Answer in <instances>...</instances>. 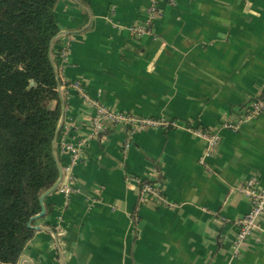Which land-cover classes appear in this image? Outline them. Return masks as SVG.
<instances>
[{"label": "crops", "instance_id": "0c3cea01", "mask_svg": "<svg viewBox=\"0 0 264 264\" xmlns=\"http://www.w3.org/2000/svg\"><path fill=\"white\" fill-rule=\"evenodd\" d=\"M148 5L58 1L53 47L66 100L58 145L85 141V153L73 192L49 196L44 228L17 264H264V224L234 248V221L251 209L240 186L256 177L264 187V112L238 130L224 126L264 96V0L163 2L155 34L135 35ZM83 93L168 124L131 133L106 119L96 131ZM200 129L222 137L205 165ZM157 178L167 203H141L142 182Z\"/></svg>", "mask_w": 264, "mask_h": 264}, {"label": "trees", "instance_id": "16d2710c", "mask_svg": "<svg viewBox=\"0 0 264 264\" xmlns=\"http://www.w3.org/2000/svg\"><path fill=\"white\" fill-rule=\"evenodd\" d=\"M58 1L0 0V263L3 264L19 262L37 232L34 226L40 219L34 220L32 226L29 222L42 210L40 198L60 175L53 140L63 108L50 56L51 41L59 33L55 17ZM52 57L55 61L54 47ZM31 80L35 85L31 86ZM60 82L63 85L62 79ZM58 156L63 165L59 152ZM49 196L45 199L47 214Z\"/></svg>", "mask_w": 264, "mask_h": 264}, {"label": "built area", "instance_id": "2783aa9c", "mask_svg": "<svg viewBox=\"0 0 264 264\" xmlns=\"http://www.w3.org/2000/svg\"><path fill=\"white\" fill-rule=\"evenodd\" d=\"M163 2L169 5L175 6L177 0H149V5L146 9L147 18L142 22H137L131 26V30L138 36L154 35L155 25L154 20L157 16L163 12ZM67 50H63L61 56H65ZM76 86L80 88V85L76 83ZM101 92V91H100ZM84 94V93H83ZM86 99L94 106L95 113L93 117L94 129L96 131H105L104 120L109 119L115 124H122L130 129L131 133L144 130L146 128H156L161 126H167V122L152 117H138L132 113H124L114 111L105 106L99 98L90 97L84 94ZM264 112V96L252 100L246 107L244 113L236 118H229L226 120L224 126L231 130H238L242 125L250 120L259 117ZM201 135L208 141V149L204 155L200 157V164H206V156L211 154L213 150L220 145L222 137L218 132L204 131L200 129ZM59 142V140H58ZM85 141L74 144L67 141L66 137L58 145V152L60 155L68 154L70 161H66L62 165L63 179L58 187V190L70 195L73 192L72 184L75 179V166L80 162L81 157L85 153ZM131 145L130 139H127L124 144V151ZM163 180L150 179L142 182V188L140 192L139 200L141 203H146L149 200H155L160 204H166L167 200L162 190ZM240 192L243 193L250 200L251 209L244 216L234 221V224L238 227L237 238L234 243L236 247V253H239V247L247 237H249L252 231L264 224V187L260 185L259 179L251 177L246 179L240 186Z\"/></svg>", "mask_w": 264, "mask_h": 264}, {"label": "water", "instance_id": "95a60500", "mask_svg": "<svg viewBox=\"0 0 264 264\" xmlns=\"http://www.w3.org/2000/svg\"><path fill=\"white\" fill-rule=\"evenodd\" d=\"M60 34V32L52 39L51 41V45H50V56L52 58V62H53V65H54V68H55V71H56V74H57V79H58V90L60 92V97H61V100H62V116H61V119H60V123L57 127V130L55 132V136H54V140H53V152H54V155H55V158H56V161H57V164H58V168H59V179L56 181V183L49 189L47 190L40 198V202H41V206H42V210L40 213H38L37 215L33 216L29 222V225L32 226V222L34 220H38V219H41L43 218L46 214H47V207L45 205V199L54 191H56L58 189V187L60 186L61 182H62V179H63V169H62V165L59 161V156H58V140H59V135H60V132L62 130V127L64 125V122H65V111H66V100H65V97H64V94H63V91H62V88H61V82H60V79H61V76H60V72H59V69L55 63V61H53V57H52V49H53V44L56 40V38L58 37V35ZM32 85H35V81L34 80H31V86ZM35 229L37 230H41L43 229L44 227L41 226V225H36L34 226Z\"/></svg>", "mask_w": 264, "mask_h": 264}, {"label": "rangeland", "instance_id": "374dc122", "mask_svg": "<svg viewBox=\"0 0 264 264\" xmlns=\"http://www.w3.org/2000/svg\"><path fill=\"white\" fill-rule=\"evenodd\" d=\"M57 190H58V189H57ZM57 190H56V191H57ZM40 220H41V219H40ZM40 220H39V221H40ZM39 224H40V223H39Z\"/></svg>", "mask_w": 264, "mask_h": 264}]
</instances>
